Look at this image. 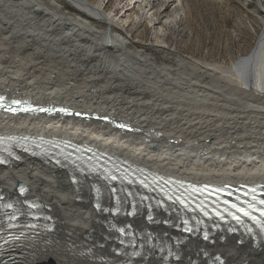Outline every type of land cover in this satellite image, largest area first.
<instances>
[{"label": "bare ground", "instance_id": "6f19581e", "mask_svg": "<svg viewBox=\"0 0 264 264\" xmlns=\"http://www.w3.org/2000/svg\"><path fill=\"white\" fill-rule=\"evenodd\" d=\"M64 1L74 14L57 11L55 1L0 0V95L101 114L127 131L0 114V133L64 137L201 183L264 185V6L255 9L262 28L248 55L229 65L177 56L174 67L133 51L122 33L133 15L159 24L156 12L165 19L157 47H170L168 38L183 33L181 0H129L140 15L120 20L100 4ZM67 81L83 85L47 88ZM151 200L13 152L0 162V223L9 215L14 228L0 237V264H264V232L210 222L202 236L177 231L173 207Z\"/></svg>", "mask_w": 264, "mask_h": 264}, {"label": "rangeland", "instance_id": "374dc122", "mask_svg": "<svg viewBox=\"0 0 264 264\" xmlns=\"http://www.w3.org/2000/svg\"><path fill=\"white\" fill-rule=\"evenodd\" d=\"M54 1L56 4H54ZM99 5L114 19H123L125 15L139 14L137 7L132 8L129 0H86ZM185 10V19L178 26L183 33L168 38L170 47H157V27L164 25L165 19L157 15L156 23H148L145 15L141 19L131 16L127 26H123V36L128 40L133 51L148 54L158 66L177 64V56L218 65H229L235 60L248 55L254 47L256 38L262 28V16L256 7L264 6V0H181ZM53 3L54 8L64 15L74 14L73 6L64 0H45ZM136 8V10H135ZM166 7H163V9ZM171 8L165 12L169 13ZM146 21V22H145ZM155 23V21H153ZM125 27V28H124ZM192 31V32H191ZM191 32V33H189ZM157 35V36H156ZM143 49V50H142ZM264 50L260 56L263 57ZM264 58V57H263ZM261 58H258L260 61ZM57 82L55 85L44 84L37 87L50 89L80 90L81 82ZM77 83V82H75ZM64 84V86H63ZM57 85V86H56ZM70 85V86H69ZM73 87H72V86ZM54 86V87H53ZM56 86V87H55ZM63 86V87H62ZM77 86V87H76ZM52 87V88H51ZM59 87V88H58ZM68 87V88H67ZM74 88V89H72Z\"/></svg>", "mask_w": 264, "mask_h": 264}, {"label": "snow or ice", "instance_id": "6c2138e0", "mask_svg": "<svg viewBox=\"0 0 264 264\" xmlns=\"http://www.w3.org/2000/svg\"><path fill=\"white\" fill-rule=\"evenodd\" d=\"M0 100H3L2 97H0ZM14 103H19V102H14ZM41 111H44V109H41ZM253 192H255V189H253ZM255 200V196L253 197ZM260 204H264V200L259 201ZM8 207H11V205H8ZM233 207H236V205H233ZM249 208H251L253 211L256 210L254 204H250ZM237 211L242 212L244 216L249 217L251 220H253L254 223H257L258 226L260 227L261 231L264 232V220H257V218L253 215H251V212L246 211L244 209L237 208ZM260 211V216L264 218V209L259 210ZM239 221V217H235ZM186 231H191V229H185ZM205 239H207V236H205ZM219 259V258H217Z\"/></svg>", "mask_w": 264, "mask_h": 264}]
</instances>
